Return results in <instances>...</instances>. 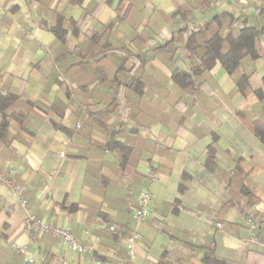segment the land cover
<instances>
[{"label":"crops","instance_id":"1","mask_svg":"<svg viewBox=\"0 0 264 264\" xmlns=\"http://www.w3.org/2000/svg\"><path fill=\"white\" fill-rule=\"evenodd\" d=\"M204 1L0 0V92L18 98L0 136V264H264V147L251 127L264 124V47L231 75L203 61L215 34L264 36V0Z\"/></svg>","mask_w":264,"mask_h":264},{"label":"trees","instance_id":"2","mask_svg":"<svg viewBox=\"0 0 264 264\" xmlns=\"http://www.w3.org/2000/svg\"><path fill=\"white\" fill-rule=\"evenodd\" d=\"M81 1V0H79ZM200 3H205L204 0H200ZM176 14V13H175ZM174 14V15H175ZM71 25H76L71 22ZM62 18H57L56 25L51 29V32L59 40L63 37L64 31L62 29ZM210 46L207 47V54L204 56L203 61L206 63V67H211L215 62H219L222 69L226 74L231 75L238 67L242 65V61L248 58L251 62H255L261 57V48L264 47V36L261 30L251 27H244L237 36L227 35L225 37L215 34L209 41ZM226 46L225 49L223 47ZM198 45H195L192 51L194 52ZM178 73L174 76L177 77ZM184 82L188 81V76H181ZM248 76H243L237 83V90L240 93L248 87ZM191 83V82H189ZM18 98L13 96H4L0 92V115L2 117L0 121V136L9 126V116L7 111L12 108ZM252 130L255 136L264 147V124L259 121L251 122ZM60 130L65 131L60 128ZM211 149V148H210ZM213 152V151H212ZM208 151L207 163L212 164L214 155ZM200 264H220L215 260L212 254L204 255Z\"/></svg>","mask_w":264,"mask_h":264},{"label":"built area","instance_id":"3","mask_svg":"<svg viewBox=\"0 0 264 264\" xmlns=\"http://www.w3.org/2000/svg\"><path fill=\"white\" fill-rule=\"evenodd\" d=\"M10 186L13 187V184L10 181H6ZM152 193L150 189H146L142 191L137 198V207L132 211L131 218L134 223L139 224L143 222L150 213V204L152 202ZM251 228H256L257 226L248 221ZM36 226L38 228V233L44 234L47 232H52L58 239L61 245L66 246L72 252L78 254L92 253L94 252V248L92 246H82L78 243V241L73 237L71 232L66 228H54L52 224H41L36 221ZM139 239V234L136 231H133L130 237L127 239V251L128 255H133L134 245L136 241ZM24 264H38L33 259L25 256L23 258ZM120 264H124L120 262Z\"/></svg>","mask_w":264,"mask_h":264}]
</instances>
